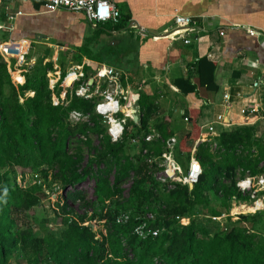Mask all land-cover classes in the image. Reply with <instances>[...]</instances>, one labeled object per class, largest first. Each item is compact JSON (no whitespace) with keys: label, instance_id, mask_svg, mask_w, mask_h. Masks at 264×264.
I'll return each instance as SVG.
<instances>
[{"label":"trees","instance_id":"obj_1","mask_svg":"<svg viewBox=\"0 0 264 264\" xmlns=\"http://www.w3.org/2000/svg\"><path fill=\"white\" fill-rule=\"evenodd\" d=\"M9 52L7 46L0 53V264H264V209L234 221L230 216L234 205L249 202L237 181L264 175V141L255 137L253 127L224 130L196 143L200 111L186 109L189 131L176 141L173 156L186 172L194 149L201 174L192 189L164 184L154 177L174 131L169 117L153 120L154 97L139 93L138 123L128 121L121 140L112 143L93 101L75 97L60 81L48 88L50 62L21 67L22 83H13L15 61L7 58ZM96 68L84 63L85 77ZM215 68L206 58L197 64L199 85L210 91L217 90ZM194 90L189 85L183 92ZM73 110L88 114V123L71 124ZM152 131L159 138L145 142ZM38 177L47 189L58 186L61 192L54 223L58 237L45 229L38 237L32 226L18 224L20 216L29 217L47 198ZM88 179L105 224L101 236L84 225V216L76 218L69 205L84 198L67 188ZM198 215L205 220H196ZM95 216L93 212L91 218Z\"/></svg>","mask_w":264,"mask_h":264},{"label":"crops","instance_id":"obj_2","mask_svg":"<svg viewBox=\"0 0 264 264\" xmlns=\"http://www.w3.org/2000/svg\"><path fill=\"white\" fill-rule=\"evenodd\" d=\"M109 1L120 13L118 23L94 26L82 13H48L30 0H0V53L9 46L7 58L28 69L50 62L59 77L84 63L120 70L133 95L155 98L153 120L169 117L176 141L189 131L186 109L200 111L196 143L243 126L253 127L255 137L264 141V86L255 89L264 82V0ZM176 15L192 19L187 38L162 36L175 30ZM202 58L216 66V91L199 85ZM14 74L22 82L20 70ZM189 85L194 92H183ZM252 107H259L258 114L241 113ZM209 125L213 136L207 133Z\"/></svg>","mask_w":264,"mask_h":264},{"label":"built area","instance_id":"obj_3","mask_svg":"<svg viewBox=\"0 0 264 264\" xmlns=\"http://www.w3.org/2000/svg\"><path fill=\"white\" fill-rule=\"evenodd\" d=\"M30 1L41 4L43 9L48 13H54L60 10L82 13L94 26L107 22L116 24L120 19L119 11L109 0ZM105 12L106 14L102 15V13ZM173 21L175 30L172 32L164 31L162 36L171 37L176 34L180 38H187L192 31V19L190 17L176 15ZM1 28L2 27L0 26V29ZM184 42L186 44L189 43V39H185ZM23 57V53L20 57H17L20 65L24 63ZM59 81L60 87L69 90L75 95V97L94 102V113L102 118V123L105 125L106 133L112 143L121 140L128 121H132L135 124L138 123L140 114L137 107L138 98L136 95L132 94V91H130L127 77L120 70L106 65H98L92 75L85 77L84 64L76 65L70 67L62 80H60L58 75L57 79H51L48 77V88L53 90ZM21 83V79L20 81L17 80V84ZM260 86H264V82L256 83L255 89ZM32 94L33 93L30 95ZM223 100L227 104L229 102V95L225 94ZM259 110V107H252V109L249 110L242 109L241 113L244 114L245 112H249L250 114L255 115L258 114ZM134 117H137L136 121H133ZM221 120L222 116L216 117L217 122H221ZM68 121L73 125L78 123H88L89 115L73 110L68 115ZM207 133L212 136L215 135L214 129L211 125L207 126ZM155 138H159V134L152 131L151 134L146 135L144 141L150 142ZM205 140L207 139L205 138ZM131 142L132 144H135L137 143V139H133ZM175 143V138H171L167 141L166 149L162 152L159 158L158 166L161 171L157 174L158 176L156 179L164 184H179L193 187L197 183L198 177L201 174V166L194 155L195 150H192L187 171L184 172L181 165L173 156ZM145 153L146 151H143L142 154ZM153 160L155 161V159ZM236 187L241 195L248 196L249 202L239 203L238 205H234L233 208L239 206L244 209V212H242L243 214H253L264 209V175L246 176L237 181ZM233 218L236 219L235 217ZM213 219L220 220V218ZM142 228L143 226L137 228L136 232L140 233ZM152 234L153 236H156L157 232H152Z\"/></svg>","mask_w":264,"mask_h":264},{"label":"rangeland","instance_id":"obj_4","mask_svg":"<svg viewBox=\"0 0 264 264\" xmlns=\"http://www.w3.org/2000/svg\"><path fill=\"white\" fill-rule=\"evenodd\" d=\"M21 67H25V66H21ZM21 67L19 66L17 67L16 65H14L10 70L11 80L15 84H17V81L15 80L16 74H14V72H16L18 69L21 71ZM47 75L51 79L57 78V74L55 75L53 71H51ZM27 95H30V93H27ZM92 141L94 145H97L96 137H92ZM87 158H88V154L85 151L83 155V161H82L83 164H85ZM157 176L158 175L156 174L154 178L156 179ZM36 181L38 184L41 185V189L46 193L47 198L44 199L39 206L33 208V211L31 213H34V216L31 215V213L29 216L31 218L26 217V215L20 216L18 224L21 227H24L25 225L32 226L35 235H37L38 237H41L43 235V229L50 231L56 237H58L59 236L58 231L56 230L57 228L54 227L55 226L54 223H55L56 215L59 213V206L57 205V200H59V195L61 192L58 190V186L56 187V186L50 185L49 187L51 189L49 188L47 189V187L44 185L43 180L40 177H38ZM92 188H93V181L91 179H88L87 181L80 184L79 186H76V188H70V189L67 188L68 192H73L74 189H76L77 191H80L83 195L84 202H86L87 205L89 206L85 207L83 205L84 202H81V201L76 202V203L71 202L69 203V205H70V208H72L74 212L73 215H75L76 218L84 216L85 217L84 225L89 226L92 229V231L96 232L95 234L97 236H101L104 233L105 224H104V221L100 219L99 208L94 205L95 201H94ZM127 188H128L127 185L123 186L124 190H126ZM124 194L126 195V192ZM212 205L215 206L214 199H212ZM93 212L96 213V216L94 218H91V214ZM242 212H244V209L240 208L239 206L234 207L230 212V216L232 217L233 221L235 220L233 217L237 218V215L243 214ZM200 219L203 221L205 220V219H202L200 215H198L196 220L199 221ZM220 221H222V219ZM10 263H13V262H10ZM21 264H26V263L22 261Z\"/></svg>","mask_w":264,"mask_h":264},{"label":"water","instance_id":"obj_5","mask_svg":"<svg viewBox=\"0 0 264 264\" xmlns=\"http://www.w3.org/2000/svg\"><path fill=\"white\" fill-rule=\"evenodd\" d=\"M137 120V117H134L133 118V121H136ZM189 187V189H192L193 187L192 186H188Z\"/></svg>","mask_w":264,"mask_h":264},{"label":"clouds","instance_id":"obj_6","mask_svg":"<svg viewBox=\"0 0 264 264\" xmlns=\"http://www.w3.org/2000/svg\"><path fill=\"white\" fill-rule=\"evenodd\" d=\"M104 14H106V12L105 13H102V15H104ZM5 191H6V189H5Z\"/></svg>","mask_w":264,"mask_h":264},{"label":"bare ground","instance_id":"obj_7","mask_svg":"<svg viewBox=\"0 0 264 264\" xmlns=\"http://www.w3.org/2000/svg\"><path fill=\"white\" fill-rule=\"evenodd\" d=\"M183 220V219H182Z\"/></svg>","mask_w":264,"mask_h":264}]
</instances>
